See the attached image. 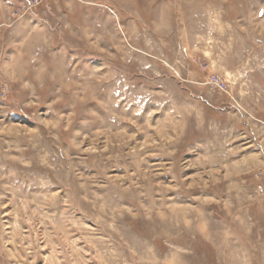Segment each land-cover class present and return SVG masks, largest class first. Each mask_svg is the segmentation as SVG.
<instances>
[{"label":"rangeland","instance_id":"obj_1","mask_svg":"<svg viewBox=\"0 0 264 264\" xmlns=\"http://www.w3.org/2000/svg\"><path fill=\"white\" fill-rule=\"evenodd\" d=\"M0 264H264V0H0Z\"/></svg>","mask_w":264,"mask_h":264},{"label":"built area","instance_id":"obj_2","mask_svg":"<svg viewBox=\"0 0 264 264\" xmlns=\"http://www.w3.org/2000/svg\"><path fill=\"white\" fill-rule=\"evenodd\" d=\"M217 81L213 80V82H215L217 85H221L222 86V82L219 78H215Z\"/></svg>","mask_w":264,"mask_h":264}]
</instances>
